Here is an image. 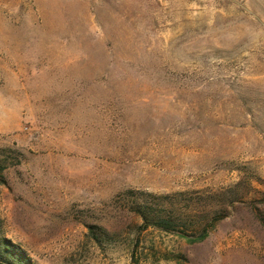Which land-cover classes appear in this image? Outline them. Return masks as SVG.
I'll list each match as a JSON object with an SVG mask.
<instances>
[{"label": "rangeland", "instance_id": "obj_1", "mask_svg": "<svg viewBox=\"0 0 264 264\" xmlns=\"http://www.w3.org/2000/svg\"><path fill=\"white\" fill-rule=\"evenodd\" d=\"M0 148L34 264H264V0H0ZM148 194L227 218L136 241Z\"/></svg>", "mask_w": 264, "mask_h": 264}, {"label": "trees", "instance_id": "obj_2", "mask_svg": "<svg viewBox=\"0 0 264 264\" xmlns=\"http://www.w3.org/2000/svg\"><path fill=\"white\" fill-rule=\"evenodd\" d=\"M11 148H0V183L6 184L5 172L9 169V164L15 165L14 160H21V155ZM152 199H142L135 196L131 211H133L141 220L142 224L136 229L137 237L149 229H155L162 233L177 235L181 238L201 242L207 239L210 228L216 223L225 220L227 215L225 211H217L213 215L209 224H206L200 231H195L193 223V214L185 212L182 205L169 200V196H157L148 194ZM264 222V220H263ZM88 236H90L99 247H105L114 242L116 234L110 233L106 228L91 225L88 227ZM191 231V234H189ZM0 264H34L27 252L19 245L0 235ZM135 264V263H134Z\"/></svg>", "mask_w": 264, "mask_h": 264}]
</instances>
